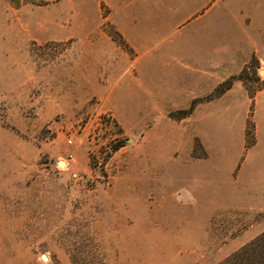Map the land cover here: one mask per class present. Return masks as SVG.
I'll return each instance as SVG.
<instances>
[{
  "label": "rangeland",
  "instance_id": "1",
  "mask_svg": "<svg viewBox=\"0 0 264 264\" xmlns=\"http://www.w3.org/2000/svg\"><path fill=\"white\" fill-rule=\"evenodd\" d=\"M263 234L264 0H0V264H233Z\"/></svg>",
  "mask_w": 264,
  "mask_h": 264
},
{
  "label": "trees",
  "instance_id": "2",
  "mask_svg": "<svg viewBox=\"0 0 264 264\" xmlns=\"http://www.w3.org/2000/svg\"><path fill=\"white\" fill-rule=\"evenodd\" d=\"M240 260L233 262V264H264V234L240 250L238 254Z\"/></svg>",
  "mask_w": 264,
  "mask_h": 264
},
{
  "label": "built area",
  "instance_id": "3",
  "mask_svg": "<svg viewBox=\"0 0 264 264\" xmlns=\"http://www.w3.org/2000/svg\"><path fill=\"white\" fill-rule=\"evenodd\" d=\"M68 142H69V144H72V141L71 140H69ZM73 160H74V156L72 154H70L69 157H68V160L66 162L69 163V162H71Z\"/></svg>",
  "mask_w": 264,
  "mask_h": 264
},
{
  "label": "water",
  "instance_id": "4",
  "mask_svg": "<svg viewBox=\"0 0 264 264\" xmlns=\"http://www.w3.org/2000/svg\"><path fill=\"white\" fill-rule=\"evenodd\" d=\"M42 259H43L44 261H47V260H48V258H47L46 255H42Z\"/></svg>",
  "mask_w": 264,
  "mask_h": 264
},
{
  "label": "bare ground",
  "instance_id": "5",
  "mask_svg": "<svg viewBox=\"0 0 264 264\" xmlns=\"http://www.w3.org/2000/svg\"><path fill=\"white\" fill-rule=\"evenodd\" d=\"M66 163V162H65ZM66 166V165H65Z\"/></svg>",
  "mask_w": 264,
  "mask_h": 264
}]
</instances>
